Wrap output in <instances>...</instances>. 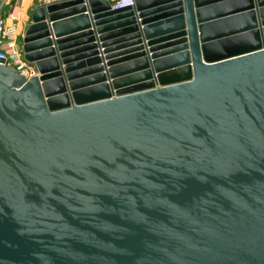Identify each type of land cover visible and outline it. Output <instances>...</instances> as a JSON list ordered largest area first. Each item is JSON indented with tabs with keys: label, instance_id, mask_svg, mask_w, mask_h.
Segmentation results:
<instances>
[{
	"label": "water",
	"instance_id": "95a60500",
	"mask_svg": "<svg viewBox=\"0 0 264 264\" xmlns=\"http://www.w3.org/2000/svg\"><path fill=\"white\" fill-rule=\"evenodd\" d=\"M29 18L38 76L0 64V264H264V0Z\"/></svg>",
	"mask_w": 264,
	"mask_h": 264
},
{
	"label": "built area",
	"instance_id": "2783aa9c",
	"mask_svg": "<svg viewBox=\"0 0 264 264\" xmlns=\"http://www.w3.org/2000/svg\"><path fill=\"white\" fill-rule=\"evenodd\" d=\"M63 1V0H57ZM134 0H116L112 4L113 9H121L123 7L132 6ZM18 28L16 24L6 25L1 17L0 7V64L11 68L18 72L26 79L38 76L35 68L30 66L23 57L21 48L17 47Z\"/></svg>",
	"mask_w": 264,
	"mask_h": 264
},
{
	"label": "crops",
	"instance_id": "0c3cea01",
	"mask_svg": "<svg viewBox=\"0 0 264 264\" xmlns=\"http://www.w3.org/2000/svg\"><path fill=\"white\" fill-rule=\"evenodd\" d=\"M57 0H0L1 17L6 25L16 24L18 31L30 22L32 10L42 4ZM113 4L116 0H105Z\"/></svg>",
	"mask_w": 264,
	"mask_h": 264
},
{
	"label": "rangeland",
	"instance_id": "374dc122",
	"mask_svg": "<svg viewBox=\"0 0 264 264\" xmlns=\"http://www.w3.org/2000/svg\"><path fill=\"white\" fill-rule=\"evenodd\" d=\"M27 25H28V24H27ZM27 25L23 27V31H22V32H19V31H18V35H17V47H18L19 49L21 48L22 36H23V33H24L25 28L27 27Z\"/></svg>",
	"mask_w": 264,
	"mask_h": 264
}]
</instances>
